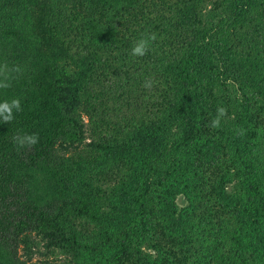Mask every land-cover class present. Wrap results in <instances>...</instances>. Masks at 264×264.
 Instances as JSON below:
<instances>
[{
	"label": "trees",
	"instance_id": "obj_1",
	"mask_svg": "<svg viewBox=\"0 0 264 264\" xmlns=\"http://www.w3.org/2000/svg\"><path fill=\"white\" fill-rule=\"evenodd\" d=\"M5 62L0 264H264V0H0Z\"/></svg>",
	"mask_w": 264,
	"mask_h": 264
},
{
	"label": "clouds",
	"instance_id": "obj_2",
	"mask_svg": "<svg viewBox=\"0 0 264 264\" xmlns=\"http://www.w3.org/2000/svg\"><path fill=\"white\" fill-rule=\"evenodd\" d=\"M115 28V26H113ZM157 40L156 33H146L141 36L132 46L131 55L133 57H144L152 49L153 43ZM23 74V69L16 66H9L6 62L0 64V89H8L11 87V81L17 79L19 75ZM143 87L152 89L153 83L151 79H146ZM22 111L21 101L19 98L11 101L0 102V122L10 123L14 119V113ZM227 115V109L223 106L217 108L216 116L207 124L209 128L218 129L221 126L222 119ZM17 151L28 148L32 149L39 143V135L32 134H15L12 137Z\"/></svg>",
	"mask_w": 264,
	"mask_h": 264
},
{
	"label": "rangeland",
	"instance_id": "obj_3",
	"mask_svg": "<svg viewBox=\"0 0 264 264\" xmlns=\"http://www.w3.org/2000/svg\"><path fill=\"white\" fill-rule=\"evenodd\" d=\"M206 7H210V5H208V6H206ZM183 201H184V200H183V198H181V197H179V198L177 199V203H178L179 205H182V203H184Z\"/></svg>",
	"mask_w": 264,
	"mask_h": 264
}]
</instances>
